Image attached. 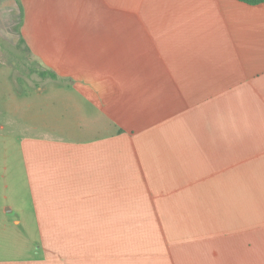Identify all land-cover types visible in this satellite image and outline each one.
I'll list each match as a JSON object with an SVG mask.
<instances>
[{
  "label": "crops",
  "instance_id": "1",
  "mask_svg": "<svg viewBox=\"0 0 264 264\" xmlns=\"http://www.w3.org/2000/svg\"><path fill=\"white\" fill-rule=\"evenodd\" d=\"M18 2L42 258L0 264H264V3Z\"/></svg>",
  "mask_w": 264,
  "mask_h": 264
},
{
  "label": "rangeland",
  "instance_id": "2",
  "mask_svg": "<svg viewBox=\"0 0 264 264\" xmlns=\"http://www.w3.org/2000/svg\"><path fill=\"white\" fill-rule=\"evenodd\" d=\"M16 27L14 25L10 31L13 35ZM12 38L15 37L11 34L0 37V124L4 126L0 130V261L8 263L42 258L41 251H34L40 241L39 230L29 212L25 166L19 143L27 129L21 116L26 98L34 96L41 86L42 73L25 46L21 43L15 46L11 43ZM3 206L13 207L12 212L3 214ZM15 219H22L20 225H14Z\"/></svg>",
  "mask_w": 264,
  "mask_h": 264
},
{
  "label": "trees",
  "instance_id": "3",
  "mask_svg": "<svg viewBox=\"0 0 264 264\" xmlns=\"http://www.w3.org/2000/svg\"><path fill=\"white\" fill-rule=\"evenodd\" d=\"M15 1L18 5L19 9H20V12H21V7H20L18 0H15ZM236 1L250 5V6H255V5H259V4L264 3V0H236ZM20 17H21V13H20ZM20 23H21V21H20ZM41 75H43V74H41ZM45 75L50 76L52 79H55V77H56L55 74H53L51 72H46Z\"/></svg>",
  "mask_w": 264,
  "mask_h": 264
}]
</instances>
